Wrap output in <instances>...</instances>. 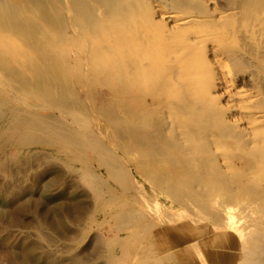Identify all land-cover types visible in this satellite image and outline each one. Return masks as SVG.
Masks as SVG:
<instances>
[{
    "label": "rangeland",
    "instance_id": "obj_1",
    "mask_svg": "<svg viewBox=\"0 0 264 264\" xmlns=\"http://www.w3.org/2000/svg\"><path fill=\"white\" fill-rule=\"evenodd\" d=\"M159 1L216 36L195 51L198 94L165 39L151 45L167 49L161 68L148 62L156 74L109 63L100 47L124 50L122 26L139 32L128 11L100 28L128 0L75 7L76 42L47 63L35 52L59 46L44 25L59 16L0 15V264H264V0ZM83 35L104 59L96 71L77 59Z\"/></svg>",
    "mask_w": 264,
    "mask_h": 264
},
{
    "label": "bare ground",
    "instance_id": "obj_2",
    "mask_svg": "<svg viewBox=\"0 0 264 264\" xmlns=\"http://www.w3.org/2000/svg\"><path fill=\"white\" fill-rule=\"evenodd\" d=\"M94 1L97 2V3L98 2L109 3L111 0H0V3H1L0 4V15L1 14H3V15L5 14V16L7 18L11 17L13 19H18L16 16L20 15L21 13L23 15V13L26 12V11L29 12V13H31V12H33L35 10L39 11V9L41 7H43V8H46V9L44 10L45 12L43 11L41 13L42 14L41 15L42 17H41V20H40L41 22L47 23V18L46 17H48V16H51V17L59 16L60 21L58 23L54 24L53 26L50 25L49 23H47V25L44 24L47 27V29L52 30V32H53L54 29H56L59 32L60 35L62 34V37L59 38V40H58V42H59L58 45L59 46L55 47V45L52 43L51 39H46L44 41V44H45L44 47L45 48H43V50L45 52L43 51L44 53L41 54V55H37V52H35L38 61H40L42 63H47L48 61H51L53 59V56L55 54L53 52L56 51L57 53H64V54L68 53L71 50L70 49L71 41L73 42V39H74L73 43L76 42L75 38H72V37L69 38V41H65L66 40L65 39L66 38L65 34L66 33L69 34V32H66L67 27L65 26V24L67 25V22H69L68 23V28L71 27L72 24H70L71 22L69 20V16L74 13V12H72L73 9L78 6V8L82 7L83 11H85L86 10L85 6H87V5L89 6V4L91 2H94ZM128 1H129V3H128V7L129 8L128 9H126L125 7H121V6L114 7L113 8L114 9L113 16L109 15V17H110L109 19H111V18L112 19L109 20V21H105L104 20L103 22H105V23L102 22V25H100L101 26L100 28L105 26V24H106V26H109L107 23H111L110 25H113V24L120 25L119 23L122 22V20L125 17L126 11H128V13H130L132 15L133 23L135 25H137V27L139 28V32H136V30L134 29L136 33H132L131 34L132 30L130 32V31H128V29L125 26H122L123 27L122 28V32H118V36L120 37V38L119 37L118 38L120 39L119 43H121V45L123 46V49L125 48L124 50H117L116 49L117 50L116 51V50L112 49L111 45H105V44H103L100 47V48H103L105 50L108 49L109 57H110L108 59L109 63L113 64L115 67H117L121 60H127L126 62H128V65H130V67L133 68V70L135 69L134 71H138L137 74H140L142 72L143 75H145V73L150 72L149 71L150 69L154 72L155 70H153V69L156 68V70H157L158 67H160V68L162 67V65H161L162 60H163L162 59V53H165V51L170 48V54L172 56L176 55L178 57V60L181 61L180 63L183 65L182 69L179 70V72H178V75H179L180 79L182 81L185 80V82L186 81L189 82L188 84L191 86L190 89L192 91H195L198 88V86H197L198 84L197 83H199V81H201L203 76H204V74L201 71H199V69H198V67H197V65L195 63V62L199 63L198 62L199 60L197 61V58H198L197 56L200 54V52L198 51L199 54L197 55V53L195 51L196 50L204 51L205 48L207 47L208 43L209 44L211 42L216 43L215 42V37L216 36L215 37L213 36L211 30L201 29L202 27H201V25L199 24L198 21H196L194 19H190L188 17H181L180 15H178V13H176L174 11H171L170 10L171 8L168 9L167 6H163L160 3L159 0H128ZM143 3H144L145 7L146 6L148 7V11H146L147 13L142 11L144 9L141 10ZM91 4H93V3H91ZM147 7L145 9H147ZM78 8H76V9L78 10ZM98 10H101V9L98 8ZM134 10H135V13H134ZM139 12L141 13V15L137 14ZM143 12H144V15H143ZM76 13H75V15H76ZM136 17H138L139 19H137ZM155 23L160 24L162 26H165V28H167V30L165 29L164 31H162V32H164V35H161L162 33H160L159 30L157 31V28H156L157 26H155ZM27 24H28V22H27ZM26 28L28 29V27H26ZM105 28L106 27H104L102 29L103 32L105 31L104 30ZM7 29H6V33L7 32L11 33V31H7ZM25 29L24 28L23 29L20 28L19 30L20 31L21 30L24 31ZM240 34H241V32H240ZM63 35H64V37H63ZM165 35H167L168 37H166ZM107 37H108V35H107ZM113 37L115 38V35H113ZM85 39H86V37L83 35L82 40H80L79 43L76 44V47H77V49H79L80 47H81V49H83L84 46H86V44H87V47H86L87 51L85 49V52H87V54L82 52V57H80L81 55H78L77 59L82 61V62H84V61L90 62L91 64H88V65H92L93 71H96V69L101 64L100 61H102V60L104 61V59H101V58L99 59V56H98L99 52H97V50L94 48L95 46H92L95 49V50L93 49V51H94L93 52L91 50L90 43H87ZM161 39L162 40L165 39V41L167 43V46H168L167 49L166 50L163 49L164 51H162V52H160V50H162V49H159V50L155 51L154 53H150L151 45L152 44L153 45L158 44V42L161 41ZM221 41H223V40H221ZM236 41H234V42H236ZM162 44H163V42H162ZM216 44L218 45V43H216ZM39 46L41 47V45H39ZM162 47H164V46H162ZM130 49H138V50H137V52L129 54L128 50H130ZM32 50L35 51L34 49H32ZM39 51H40V49H39ZM74 52H76V51H74ZM118 52H120V54ZM72 53H69V54H72ZM88 53H90V54H88ZM131 55L133 57H131ZM144 55H148V56L143 58ZM213 60L216 63V65L219 66V70L218 71H219V75L221 76V79H220L218 74L215 75V73L213 71L214 76L218 77L217 81L220 79V82H221L220 86L218 84V86H219V88H218L219 90L218 91L219 92L220 91L223 92L225 95H227L229 97L230 93L235 90V86H234L233 82L231 81V79L229 78V72L227 71V69L225 67H220L221 66V60L217 56L213 55ZM148 62L152 65L153 69H152V67L150 68V65H149ZM107 65H109V64L107 63ZM130 70H132V69H130ZM133 70L131 71L132 74L134 72ZM91 72H92V70H91ZM153 72H150V74L151 75L152 74H156V73H153ZM157 72L160 75H162L161 74L162 73L161 70H160V72L159 71H157ZM204 73H206V70L204 71ZM134 74H135V72H134ZM208 75L212 77L211 71H210V73ZM130 77H132V76H130ZM134 77L135 76H133V78ZM138 77H135V79H137ZM146 77H148V76H146ZM154 77H155V75H154ZM154 77L151 78V79H148V78L147 79L153 81V83H154V81L157 79V78H155V80H154ZM140 78H142V77H139L138 79H140ZM198 79H200V80H198ZM143 80L144 79H142L141 82H143ZM135 82H137V81L135 80ZM150 83L151 82H149V84ZM144 85H147V84H144ZM200 87H202V86L200 85ZM215 90H216V88H215ZM199 91H201V89ZM203 91H201V94H202ZM195 93L198 94L197 91H195ZM200 97H202V96H200ZM245 97H248V96H245ZM203 99H205V97ZM203 99L201 98V101ZM244 113L246 114V111H244ZM254 115L249 114L247 112V114L244 115V117H243V119L245 120V123L248 124L250 121L254 122V120H256ZM220 207H221V205H220ZM221 209H222V207H221ZM221 209L218 208L219 211H221ZM223 214H222V216H223ZM219 217H221V215ZM251 227H253V226H251ZM250 244H253V243H250ZM256 247L258 248V246H256ZM246 248H249V247H246ZM246 250H248V249H246Z\"/></svg>",
    "mask_w": 264,
    "mask_h": 264
}]
</instances>
